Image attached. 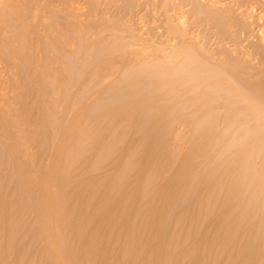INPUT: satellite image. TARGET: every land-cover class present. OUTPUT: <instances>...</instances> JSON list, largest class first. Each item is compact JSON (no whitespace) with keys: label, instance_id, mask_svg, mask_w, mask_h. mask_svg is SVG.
I'll use <instances>...</instances> for the list:
<instances>
[{"label":"bare ground","instance_id":"bare-ground-1","mask_svg":"<svg viewBox=\"0 0 264 264\" xmlns=\"http://www.w3.org/2000/svg\"><path fill=\"white\" fill-rule=\"evenodd\" d=\"M150 1L0 0V72L20 83L0 104V264H264L252 0H158L179 13L151 51L132 26ZM78 85L98 90L80 112ZM31 145L53 147L44 175Z\"/></svg>","mask_w":264,"mask_h":264},{"label":"rangeland","instance_id":"rangeland-1","mask_svg":"<svg viewBox=\"0 0 264 264\" xmlns=\"http://www.w3.org/2000/svg\"><path fill=\"white\" fill-rule=\"evenodd\" d=\"M217 1L219 0H208V3L211 4L212 2L214 4ZM159 3L160 1L158 0H153L147 3L148 4L147 10L135 16L133 18L134 22L132 23L133 24L132 26L133 27L135 26L136 28V29L134 28L136 31V34L138 35L139 33L140 35L138 36L142 38L143 40L140 43L145 42V44L143 45L144 48L150 51L151 49H154L158 43L157 42L158 37H159L158 34L160 35L162 33L161 29H163V27H160L158 29V27L160 26V19H161L160 16L167 11L168 15L170 16L169 20L171 19L173 20L172 17H174V20H175V17H177L179 13V10H175V11L174 10L169 11V9L166 10L165 7L159 6ZM250 12L253 13L252 15H250V17L253 18L252 19L253 21L250 18V23H252V25L254 24L253 25L254 32L256 31L258 33V31H260V32H263L264 34V19H262L264 18V0H252V2L250 3ZM156 19H158L157 22H156ZM31 21L36 25V29H37L36 34L41 39L43 35L42 34V15L35 13L34 16L31 18ZM157 23L159 26H156ZM257 27L260 28V30H258ZM152 32L154 34H151ZM195 32L197 33V31ZM141 34L143 35V37ZM198 35H199V32H198ZM200 35H202V33ZM29 86L34 89V92H35L34 99H37L38 97L37 87L33 83H30ZM81 88L82 86L78 85L74 89H72L73 96L71 100L75 101L77 112H80L86 109L92 102H94L97 99V96H94V94L98 92V90H92L88 92L84 98L79 100V98L75 96L79 93ZM13 89H17V91H19L20 83L17 80L15 81V79L7 72H0V104L2 103V100H4L3 102L10 101L12 97V93L14 91ZM72 113H73V110L68 108L66 105H61L59 107V114L61 117L62 128L66 131L70 130L69 121L76 114V113H73V114ZM79 119L83 121L88 120L86 117H83V115H80ZM46 132H47L48 137H50L54 133L53 130L47 125H46ZM53 151H54L53 147L51 146H45L41 150H38L36 146L34 145H31L29 147L28 154L33 161V171H37V176H41L47 173L52 163ZM3 174L4 175L6 174L5 169H3Z\"/></svg>","mask_w":264,"mask_h":264}]
</instances>
